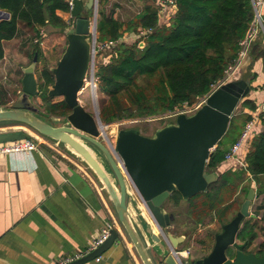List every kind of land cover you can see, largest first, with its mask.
<instances>
[{
    "label": "water",
    "instance_id": "95a60500",
    "mask_svg": "<svg viewBox=\"0 0 264 264\" xmlns=\"http://www.w3.org/2000/svg\"><path fill=\"white\" fill-rule=\"evenodd\" d=\"M97 3L98 0L87 1L86 7L94 9L93 17L89 18L81 15L83 0H73L70 10L72 20L65 29L67 43L57 64L50 67L55 82L48 95L63 96L70 107L63 125H53L37 114L33 106L31 97L40 94L36 76L38 53L33 62L23 69L19 99L7 109L3 108L0 98V123H15L33 129L42 137L57 145L63 144L82 157L104 184L118 219L143 264H157L135 220V211L129 199V184L132 185L162 235L152 233V239L158 243L163 241L162 250L169 247L170 253L164 263L190 264L177 256L179 244L170 231L174 215L165 211L164 204L175 191L184 199H191L218 180L217 173L208 172L207 162L226 135L238 105L250 93L251 69L247 68L239 79L227 82L214 91L194 114L180 113L175 122L157 129L153 136L144 135L138 128L121 129L112 150L100 139L102 135L106 136L107 127L100 111L96 115L91 113L79 98L93 62L98 25ZM174 8L177 9V6ZM0 13V20L10 17L7 11L0 10ZM144 45L141 42L140 47ZM28 137L24 130L0 133V143ZM255 196L256 191L252 187L237 214L223 224L210 253L198 259L196 264H264V257L246 253L247 242L240 244L237 238L244 219L256 217L250 210ZM118 237L119 233L114 229L102 245L68 264H85L98 258ZM232 248L237 250L234 258L228 255Z\"/></svg>",
    "mask_w": 264,
    "mask_h": 264
},
{
    "label": "trees",
    "instance_id": "16d2710c",
    "mask_svg": "<svg viewBox=\"0 0 264 264\" xmlns=\"http://www.w3.org/2000/svg\"><path fill=\"white\" fill-rule=\"evenodd\" d=\"M106 1L100 0L98 41L116 42L109 61L97 67L100 90L107 96L100 106L101 119L106 123L170 114L207 95L238 57L240 42L254 19L252 0H177L170 23L162 24L160 8L149 3L124 22L107 12ZM0 10L10 14L8 19L0 20L1 61L5 57L4 41L24 36L28 30L33 33L34 54L40 57L43 29L48 25L68 27L58 11L70 12L71 4L70 0H0ZM141 31L146 32L141 35ZM125 34L132 38L124 40ZM141 42L144 47H140ZM258 56L264 64V49ZM54 82L52 71L44 68L38 81L40 95L49 114L66 117L70 112L66 101L53 102L54 97L48 95ZM0 98L3 105L10 101L2 85ZM242 106L256 108L250 99L243 100ZM237 119L233 117L226 135L211 153L208 172H215L225 160V141ZM245 165L254 179L264 175V130L253 137ZM233 184L228 174L221 175L206 191L190 199L203 197L194 209L198 214L203 209L206 213L214 211L222 224L229 222L233 215L228 216V212L237 211L232 201ZM249 190L250 187L244 189L245 196ZM170 197L175 200L182 195L175 191ZM262 221L263 218L248 217L242 222L237 238L247 242L245 251L256 240L257 229L264 236ZM228 255L235 257L234 248ZM257 256L264 257V240Z\"/></svg>",
    "mask_w": 264,
    "mask_h": 264
},
{
    "label": "crops",
    "instance_id": "0c3cea01",
    "mask_svg": "<svg viewBox=\"0 0 264 264\" xmlns=\"http://www.w3.org/2000/svg\"><path fill=\"white\" fill-rule=\"evenodd\" d=\"M87 1L83 2L82 12L84 17L91 18L88 16ZM153 2L155 7L160 8V0ZM160 12V22L170 23L174 11ZM58 14L70 25V12L58 11ZM131 38L132 36L127 34L123 37L124 40ZM253 47L237 77L239 76V79L247 68L251 69V90L246 99L253 101L256 108H243L241 104L240 111L236 110L234 116H238V119L225 141L228 152L241 139L248 121L254 119L256 125L234 158H225L215 171L218 178L228 174L232 181L241 167L246 168L244 165L253 137L264 130V120L261 118V105L264 102V64L263 59L258 56L264 49V6L261 11V30ZM27 133L35 134L32 131ZM38 136L37 149L0 155V264H56L66 257L85 253L107 222L114 224L119 233L118 240L101 256L85 264H143L118 219L109 193L93 169L71 149L66 147L70 151L66 153L60 150V145ZM246 177L245 181L239 182L238 193L246 184L255 188L256 196L250 210L264 221V175L256 180L247 171ZM129 191L135 220L147 241L149 251L157 264H165L166 255L170 253L169 247L162 250L163 241L158 243L152 239V233L160 237L162 235L130 184ZM192 201L183 197L175 200L169 197L164 209L174 215L170 231L177 238V250L191 251L188 256L183 253V261L192 260L196 263L198 259L210 253L216 235L222 228L220 231L216 230L215 221H218V218L214 212L209 213V221L203 220L202 213L193 214L191 209H194L195 205ZM178 209L184 211L187 220L179 221V215L175 213ZM256 232V240L245 252L257 256L264 236L261 230L257 229ZM234 250L236 255L237 250Z\"/></svg>",
    "mask_w": 264,
    "mask_h": 264
},
{
    "label": "rangeland",
    "instance_id": "374dc122",
    "mask_svg": "<svg viewBox=\"0 0 264 264\" xmlns=\"http://www.w3.org/2000/svg\"><path fill=\"white\" fill-rule=\"evenodd\" d=\"M85 1V0H84ZM83 1V2H84ZM106 9L108 13H113L115 17L119 18L120 20L126 22L129 19H131L134 15L139 13L146 3H151L150 5H154L155 3L153 0H107L106 1ZM101 4L100 0H98L97 3V11H99ZM160 8L162 11V6L160 5ZM94 9L88 10V16L91 18L93 17ZM84 13L82 12L81 15ZM99 17V14L97 15ZM67 28V27H66ZM65 28V29H66ZM65 29L57 28L51 25L46 26L43 29V41L41 44L42 47V55L38 57L37 65H36V76L37 80L41 82V72L44 68L50 69V67H53L57 64V61L60 59V56L63 54V47L64 44L67 43V37L65 33ZM128 35V34H127ZM33 33L32 31H27L26 35L20 36L18 38H14L11 40H5L4 41V48H5V57L3 60L0 61V85H2L8 92V98L10 101L8 104L4 105L3 108H11L12 104L16 102L20 95H21V89H22V78L24 75L23 69L28 67L34 59V47H35V41H32ZM98 36V31H97ZM44 47V48H43ZM112 48L106 49L103 52L99 51L96 56V65L97 67L101 65L102 63H107L109 59L106 57L109 56L112 52ZM40 78V79H39ZM80 101L83 105H85L86 109L90 111L91 113L95 114L97 111H100V106L103 103L104 100L107 99V96L101 92L99 84L96 89H92L89 86H87V83H85L84 90L79 95ZM33 106L36 109L37 114L41 115L45 119L49 120L53 125L60 126L63 125L65 117H59L56 115L49 114L46 110V107L44 106V100L42 96L39 94L37 96L31 97ZM64 99L63 96H56L53 98V102H57ZM241 104H239V108L236 109L237 111H240ZM236 112V111H235ZM176 118L174 117H167V114L162 116H150V117H140V118H132V119H124L117 122L112 123H106L107 127L105 128V134L100 137L101 141H103L105 144H115L117 140L118 133L121 129H129V128H138L141 133L147 136H153L157 129L165 126L166 124L170 122H175ZM26 128V129H25ZM21 127V125H17L15 123H0V133H7V132H13V131H20V130H26L28 132L32 131L36 135L39 133L33 129L27 128V127ZM30 134V133H29ZM35 134L31 133L32 136H35ZM36 136L39 138V136ZM41 136V135H40ZM42 139V137L40 138ZM50 142L54 143V141L49 140ZM60 150H63L64 152H70L65 145L60 144L59 146ZM246 169L244 167H241L239 171H237L233 177V187L232 189L235 191L232 196V201L235 203V206L237 207V211L230 210L228 212V216H232V218L237 214V212L240 210L241 204L246 199V196L244 194V189L238 193L239 188V182L242 183L245 181L246 177ZM202 198H199L197 200H193L191 203L197 204L202 201ZM193 214L198 213V210L191 209ZM206 210H200L202 213L203 220L209 221L211 215H209L208 212H205ZM214 212V211H212ZM175 213L179 215L178 219L179 221L187 220V218L184 215V211L175 210ZM215 213V212H214ZM183 217H182V216ZM231 218V219H232ZM216 223V230L220 231L222 226V221L218 218V221H215ZM262 225H264V221L261 222ZM191 228H188V231L190 232ZM190 264H196L192 260L190 261Z\"/></svg>",
    "mask_w": 264,
    "mask_h": 264
},
{
    "label": "built area",
    "instance_id": "2783aa9c",
    "mask_svg": "<svg viewBox=\"0 0 264 264\" xmlns=\"http://www.w3.org/2000/svg\"><path fill=\"white\" fill-rule=\"evenodd\" d=\"M161 6H162V12L164 11H174V7L177 4V0H160ZM253 7H254V19L251 22V25L249 29L246 32V35L240 42V51L238 53V57L236 60L227 67L224 77L217 81L215 84H213L211 91L199 98L196 102H194L191 105H185L182 108H177L174 112H171L170 114H167V117H174L176 118L180 113H185L187 115L194 114L198 109L202 107V105L207 101L208 97L217 89H219L222 85L226 84L227 82L233 81L235 79H238L237 74L242 70L244 61L246 57L251 52V49L259 36L260 30H261V11L264 6V0H252ZM71 8L73 7V0H70ZM146 31H141V35L145 34ZM42 44V42H41ZM141 44V43H140ZM116 46L115 41H98V36L95 40V46H94V53H93V62L91 64V67L88 71V75L86 77L87 86L92 88L93 90L98 87L99 84V76H98V69L96 65V56L99 51L103 52L106 49H110ZM105 52V51H104ZM109 59V56L106 57ZM261 118L264 120V102L261 105ZM256 125L255 120H250L245 124V128L243 131V134L241 136V139L237 141L231 148V150L226 154V159L229 160L231 158H234L237 151L240 149L241 145L243 144L244 140L250 137V134H252L254 127ZM42 137V136H41ZM44 138V137H43ZM39 138L34 137L31 134H29V137L22 140H16L12 142L7 143H0V155L3 154H9V153H15V152H24V151H33L37 149L39 143ZM108 145V144H107ZM115 144H109L110 148L114 150ZM114 153L117 155V153L114 151ZM121 161V160H120ZM246 167V165H244ZM115 229V226L112 222H107L104 228L101 231V234L93 241V244L91 247L85 252L81 254H76L74 256H69L64 259L59 260L56 264H68L72 261H75L87 253L92 252L96 248H98L100 245H102L111 235L112 231ZM183 253H185L187 256L191 253L190 250L186 251H177V256H180L181 261H183L182 256Z\"/></svg>",
    "mask_w": 264,
    "mask_h": 264
},
{
    "label": "bare ground",
    "instance_id": "6f19581e",
    "mask_svg": "<svg viewBox=\"0 0 264 264\" xmlns=\"http://www.w3.org/2000/svg\"><path fill=\"white\" fill-rule=\"evenodd\" d=\"M2 15V13H0V16Z\"/></svg>",
    "mask_w": 264,
    "mask_h": 264
},
{
    "label": "flooded vegetation",
    "instance_id": "af4514ba",
    "mask_svg": "<svg viewBox=\"0 0 264 264\" xmlns=\"http://www.w3.org/2000/svg\"><path fill=\"white\" fill-rule=\"evenodd\" d=\"M222 227H223V224H222Z\"/></svg>",
    "mask_w": 264,
    "mask_h": 264
}]
</instances>
